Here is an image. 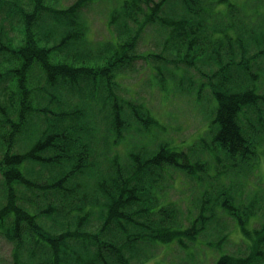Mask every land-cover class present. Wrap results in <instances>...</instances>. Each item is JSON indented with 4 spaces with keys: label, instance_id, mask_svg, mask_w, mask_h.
I'll return each instance as SVG.
<instances>
[{
    "label": "trees",
    "instance_id": "16d2710c",
    "mask_svg": "<svg viewBox=\"0 0 264 264\" xmlns=\"http://www.w3.org/2000/svg\"><path fill=\"white\" fill-rule=\"evenodd\" d=\"M47 1L30 0L16 45L0 26V235L14 245L13 264H138L135 245L196 243L206 224L219 220L216 210L236 218L247 253H223L214 264H264V220L252 209L257 198L242 214L240 204L224 194L229 191L215 189V197H208L211 190L204 184L186 229L179 209L166 205L163 188L172 182L170 170L177 171L176 184L185 176L200 187L202 174L211 170L218 180L231 175L239 180L256 169L264 154V96L253 85L262 64L253 62L264 60V40L254 42L252 55L241 43L234 42V49L227 32L237 29L236 7L219 8L227 0H160L149 7L124 0L107 20L116 37L92 46L82 9L96 0H74L66 8ZM209 19L219 27L225 19L224 31L210 32ZM129 22L139 33L146 25L165 32L161 51L131 54L139 33L130 35ZM166 47L175 53L172 69L165 66ZM140 58L156 64L152 69L162 92L174 84L199 106L201 97L212 101L209 142L200 140L203 150L192 149L193 158L169 143L150 149L156 120L142 104L120 98V72ZM258 65L261 72L253 70ZM184 81L186 87H179ZM20 139L28 148L18 153ZM131 142L138 150L131 148L123 161L106 153ZM204 153L212 164L197 158ZM228 185L233 187V180Z\"/></svg>",
    "mask_w": 264,
    "mask_h": 264
},
{
    "label": "rangeland",
    "instance_id": "374dc122",
    "mask_svg": "<svg viewBox=\"0 0 264 264\" xmlns=\"http://www.w3.org/2000/svg\"><path fill=\"white\" fill-rule=\"evenodd\" d=\"M124 0H96L91 3L88 7L82 9V20L86 26V34L88 37L87 42L92 46L104 45L110 42L116 32L114 28L108 27L107 20L110 17L111 11L117 6H120ZM143 7H149L152 2L160 0H137ZM49 3H53L58 8H66L74 0H49ZM56 2V3H54ZM0 26L4 30L9 38H13L12 43L17 44L22 38V26L20 25L21 13L29 10L30 0H0ZM233 4L236 9V16H234L235 25L237 28L235 31L227 32L231 38L234 49L236 43H241V47L245 49L250 47V55L254 52V42L256 40H264V0H227L219 3V8L225 11L228 4ZM180 13V12H179ZM138 18H141L138 15ZM229 20V19H227ZM230 21V20H229ZM210 32L223 30L226 23L225 19L220 23V27L216 26L214 19H209ZM130 35L139 33L134 23L129 22L127 24ZM234 29V28H232ZM165 32L160 30L157 26L146 25L142 31L137 35L136 47L131 54L146 56L148 53H158L161 51V45L165 39ZM125 38V37H124ZM241 38V39H240ZM236 39L238 41H236ZM53 41V39H50ZM207 43V42H206ZM88 45V44H87ZM181 54V53H180ZM165 58V66L168 69H172L171 61L175 58V53H172L171 47H166L163 52ZM253 63L262 64V73L258 77L257 82L253 85L256 86L258 93L264 96V60H259ZM152 59H143L132 61V67L129 70L121 71L123 75L119 80V95L127 103H138L145 106L150 112V115L156 120L157 128L153 130V134L156 136L155 139H151L147 142L150 149H157L161 143H169L170 147L179 148L186 155L192 157L195 149L198 153L202 152L203 148L200 144V140H207L209 142V124L212 119L210 115L213 110L212 101L201 99V106H199L195 97L189 96L186 89L184 91L173 88L168 84L169 91L162 92L161 88L155 83V71ZM156 65V64H155ZM161 65V64H160ZM162 66V65H161ZM161 66H159L161 68ZM204 66L203 68H205ZM164 68V66H162ZM165 69V68H164ZM216 69V68H214ZM261 72V66L257 68ZM165 72L164 70H162ZM193 79H198L194 74V69L190 70ZM189 73V74H190ZM188 75H186L187 77ZM176 80L180 79L179 76H174ZM165 79H168V75H164ZM186 87L185 81L179 87ZM177 88V87H176ZM208 93L204 90L202 93ZM202 95V94H201ZM209 97L208 95L205 99ZM133 101V102H132ZM137 104V105H138ZM159 130H163L164 134L161 137ZM209 133V134H208ZM102 144H108V142ZM18 146V153L27 150L28 144L22 139L16 143ZM137 144L131 143H119L115 146L114 152H106L108 154H115L122 159H125L127 151L131 148H137ZM103 151V146H99ZM262 147V146H261ZM137 149H132V152H136ZM4 154V150H0L1 155ZM262 159L258 162L256 169L247 171L241 179L237 180L231 176L218 180L210 173H203V183L200 187H196L191 180H187L185 176H182L180 182L176 184L177 171L170 170V179L172 182H164V194L166 195V205L172 208H178L179 222L188 229L190 224L197 213L194 207L197 206L201 200L200 191H202L203 185L209 186L211 190L208 197L215 195V189L219 193L230 195L235 199L238 209L243 213H247L246 207L254 202V198H257L255 208L252 207L253 211L258 214L260 221L264 220V154L261 155ZM193 158V157H192ZM201 161H207L212 164L213 161L207 154L197 155ZM233 180V187H230V182ZM207 183V184H206ZM208 183L211 184L208 185ZM2 182L0 178V204L3 202L2 197ZM163 193H158V196ZM215 197V196H214ZM256 200V199H255ZM161 203V202H159ZM151 207V206H149ZM219 209V208H218ZM28 210L32 211L31 208ZM218 213L219 220L214 224H206L207 229H202L197 235L196 243L185 241L187 244L185 247H180L178 244H167V245H140L139 243L134 248H140L134 255L133 259L139 261L138 264H214L217 258L223 253L230 254L232 256H245L247 253V247L242 242L240 231L238 230L235 219L230 216L231 214H222L220 210H216ZM236 213V212H235ZM171 215V214H170ZM169 215L166 214V217ZM157 218V215H156ZM171 220V217H170ZM38 223L43 226H49L50 223L44 220H38ZM96 223H94L95 226ZM247 224V222H246ZM251 225V222H248ZM248 225H245L246 227ZM258 227L256 223L253 224ZM250 226V227H251ZM184 228V229H185ZM225 236L226 239L219 244L211 245L210 243H216L218 238ZM14 245L8 242L4 237L0 235V264H13L12 261V250ZM134 251V250H133ZM25 254V253H23ZM241 254V255H240ZM149 257L148 260L146 258ZM24 259V255H23Z\"/></svg>",
    "mask_w": 264,
    "mask_h": 264
}]
</instances>
